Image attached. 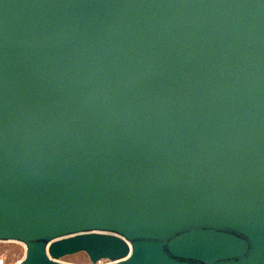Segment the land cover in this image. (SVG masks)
I'll use <instances>...</instances> for the list:
<instances>
[{
	"label": "water",
	"instance_id": "1",
	"mask_svg": "<svg viewBox=\"0 0 264 264\" xmlns=\"http://www.w3.org/2000/svg\"><path fill=\"white\" fill-rule=\"evenodd\" d=\"M16 264H264V0H0V241Z\"/></svg>",
	"mask_w": 264,
	"mask_h": 264
},
{
	"label": "rangeland",
	"instance_id": "2",
	"mask_svg": "<svg viewBox=\"0 0 264 264\" xmlns=\"http://www.w3.org/2000/svg\"><path fill=\"white\" fill-rule=\"evenodd\" d=\"M25 254V246L19 241H0V261L2 264H15ZM61 261L71 264H91L84 252H78L61 258ZM96 264H106V260H100Z\"/></svg>",
	"mask_w": 264,
	"mask_h": 264
},
{
	"label": "built area",
	"instance_id": "3",
	"mask_svg": "<svg viewBox=\"0 0 264 264\" xmlns=\"http://www.w3.org/2000/svg\"><path fill=\"white\" fill-rule=\"evenodd\" d=\"M0 264H2V261H0ZM16 264V263H15Z\"/></svg>",
	"mask_w": 264,
	"mask_h": 264
}]
</instances>
